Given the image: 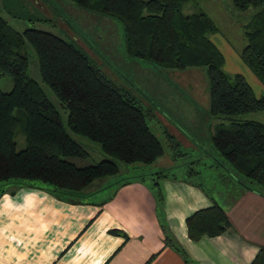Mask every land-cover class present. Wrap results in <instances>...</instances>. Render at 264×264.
Returning <instances> with one entry per match:
<instances>
[{"label": "trees", "instance_id": "obj_1", "mask_svg": "<svg viewBox=\"0 0 264 264\" xmlns=\"http://www.w3.org/2000/svg\"><path fill=\"white\" fill-rule=\"evenodd\" d=\"M72 1L82 10L122 22L129 56L168 69H204L210 114L220 122L212 143L223 161L212 159L248 189H264V123L246 118L264 112V92L257 97L244 76L225 72V57L210 39L219 31L216 24L205 13L183 14V6L196 0ZM2 5L15 18H23L21 9L28 10L20 0H2ZM232 5L249 17L240 57L264 85V0H233ZM26 43L36 53L42 81L67 114V129L43 88L28 75L22 53ZM4 77L12 80L13 89L0 90V185L44 184L53 192L81 197L96 181L127 171L140 174L118 183L144 178L147 166L164 157L163 144L148 123L156 110L143 105L145 97L109 79L75 42L37 29L21 34L0 16V79ZM21 113L26 115V148L18 151ZM72 135L97 143L107 158L77 166L71 159L88 153ZM158 178L153 188L162 203ZM186 223L193 241L221 236L232 227L217 204L195 212ZM251 264H264V247Z\"/></svg>", "mask_w": 264, "mask_h": 264}, {"label": "crops", "instance_id": "obj_2", "mask_svg": "<svg viewBox=\"0 0 264 264\" xmlns=\"http://www.w3.org/2000/svg\"><path fill=\"white\" fill-rule=\"evenodd\" d=\"M235 57L240 71L233 76L243 75L253 89L255 75ZM226 67L225 57V72ZM189 78V85L198 81L192 74ZM260 85L253 89L257 97L264 92ZM151 120L163 129L173 150L180 151L181 144L200 149L161 113L154 111ZM215 121L212 137L220 124ZM164 159L154 163L161 171L157 182L162 203L155 187L140 177L102 182L81 197L53 192L44 184L1 186L0 264H251L264 247V190L227 178L216 160L209 177L193 167L185 171L187 177H170L163 170L177 165L168 168ZM214 204L227 212L231 229L215 238L191 240L187 219Z\"/></svg>", "mask_w": 264, "mask_h": 264}, {"label": "rangeland", "instance_id": "obj_3", "mask_svg": "<svg viewBox=\"0 0 264 264\" xmlns=\"http://www.w3.org/2000/svg\"><path fill=\"white\" fill-rule=\"evenodd\" d=\"M20 1L28 8V10L21 9L24 13L22 14L23 18H15L14 15L12 16L6 12L5 8H3L2 0H0V16L7 21L9 26L21 34L28 29H37L75 42L91 56L109 79L116 82V84L130 88L134 94L145 97V99H141L143 105L150 109H155L158 113L167 117L169 121H173L174 126L184 132L195 145H199L200 149L198 148V151H195L194 148H186L184 144L180 145V151L173 150L166 134L162 133L163 129L160 125L153 120H148L150 128L160 139L165 149V161L163 163L168 164L166 166L168 168L172 167L174 163L177 165L176 169L163 170L164 174L170 177L171 175L178 177L186 175L187 177L188 174H185V171L187 169L190 171V167H193L194 170L202 171V175L205 177H209L212 173L211 164L215 165L214 159L223 161L211 139L214 126L218 122L210 114L208 80L204 69H168L158 64L129 56L125 49L122 22L82 10L72 0ZM232 1H190L183 6L182 11L185 15L205 13L216 24L219 31L210 35V39L221 49L226 57L227 74L232 77V73H239V67L235 63L237 62L235 55L238 54V62L254 76L253 72L243 63L240 57L242 49L247 45L245 32L249 24V17H246L247 13L236 11ZM22 53L26 55L28 60V75L43 88L67 129V114L62 109L59 100L42 81L39 62L34 49L26 43ZM190 74L195 77V80H198L192 85L186 82H190ZM253 78H256L257 83H253L252 86L254 91H257L262 83L258 81L257 77L254 76ZM12 89L13 82L10 78L4 77L0 79V90L2 92L9 93ZM147 101L152 107L149 106ZM246 118L264 123V112L251 113ZM20 120L21 123L15 134L18 151L26 148V115L24 113H21ZM72 136L88 153L87 158L71 159L77 166L96 165L107 158L97 143L83 137ZM211 157L215 158L212 159ZM196 159H200V163L203 161L205 164L195 165ZM225 163L228 164L227 162ZM228 165L227 167L230 168V165ZM155 166L153 164L146 168L147 176H144V178L149 185H153L154 180L157 178L156 174L161 172ZM185 167L188 168L185 169ZM128 168L132 169V167ZM135 169L140 171L138 168ZM177 169H184V172H179ZM134 171H127L116 177L96 181L89 190L93 192L92 190L102 182H107L111 179L134 176L136 174ZM225 172L227 178L236 180L234 178L235 175H231L226 170ZM214 179H216V175H214ZM217 179L222 178L217 177Z\"/></svg>", "mask_w": 264, "mask_h": 264}]
</instances>
